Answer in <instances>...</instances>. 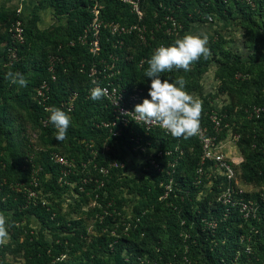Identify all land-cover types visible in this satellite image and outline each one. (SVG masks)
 I'll list each match as a JSON object with an SVG mask.
<instances>
[{"label": "trees", "instance_id": "1", "mask_svg": "<svg viewBox=\"0 0 264 264\" xmlns=\"http://www.w3.org/2000/svg\"><path fill=\"white\" fill-rule=\"evenodd\" d=\"M252 1L254 7L247 6L239 0H231L230 4L229 2L226 4L224 0H148L146 4L143 3V6L145 4L143 9L151 15L160 10L158 5L161 2L164 5V12L174 11L175 19L183 26L182 35L184 36L194 25L204 23L203 16H207L212 11H216L224 18L234 13H240L248 19L253 13L264 16V0ZM89 4L88 0H39L33 16L28 20L23 15H18L16 10L0 7V27L6 28L5 32L0 28V119L2 117L6 119L13 110L23 109L31 103L38 122L42 108L37 105L33 96H35L36 88L44 80L51 79L48 72L49 56L57 54L59 46L62 45L60 54L65 61L64 64L57 66V81L51 82L52 102L62 101L74 91L80 95L74 112L69 114L72 120L67 130V137L71 144L77 138L83 140L85 145H93L92 148L85 149L99 151L97 158L100 165H107L109 161L117 160L125 163L127 168L128 161L123 152L132 150L136 145V142L131 140L132 129H127L121 137L110 138L107 130L94 126L95 122L110 118L111 113L109 109H106L103 99L94 101L85 91L88 87V77L80 72V67L83 62L89 64L92 61L87 48L80 45L74 47L68 45L69 41L82 34L91 22L92 17L88 12ZM42 8L51 9L54 19L56 18L60 23L54 24L52 28H40L42 16L38 11ZM126 8L128 7L123 6L122 3L107 0L103 10L104 19L121 21L118 14ZM162 13H158L159 17ZM19 18L26 20V42L19 47V61L8 66L5 63L10 43L8 28ZM128 18L132 20L133 16ZM148 22L150 26L153 25L151 20ZM156 38L157 42L162 41L161 32L157 33ZM175 40L168 38V43L171 45ZM157 42L153 44H158ZM224 44L226 41L221 36L218 42L211 41L208 44L211 53L209 57L207 59L201 57L190 66L191 70L188 72L173 69L171 72L161 74L163 78L170 81L184 76L188 82L186 90L194 96H202L199 97L203 101L201 127L207 126L209 134L214 132L206 114L215 108L208 99L211 98V92L206 93L208 96L206 98L200 80L202 75L214 66L221 72V78L227 88L228 80L238 82L234 79L236 72L247 74L246 79L239 81L250 87L254 94L255 100L249 108L250 111L255 106L264 107L263 100L260 98L262 94L264 96V55L256 57L253 53L252 56H244L231 47L225 48ZM137 53L139 56L132 64L120 66L122 74L117 80H122L121 83L129 88L132 85H138L149 93L151 80L146 77L145 72L149 67L148 60L153 53L150 48H140ZM143 57H147V61L140 67L138 62ZM28 67L33 70V74L27 80L26 87L14 84V87L19 85V89L10 91L15 94L14 103H12L7 92L8 89L13 90V87L9 84L7 74L19 72L26 77ZM253 74L257 77L250 84L248 80ZM231 111L232 109L228 106L223 111L219 110L222 116L225 115L223 124L228 122ZM263 117L264 111L259 118H251L256 122H263ZM43 129L49 136L57 132L52 123ZM135 131L138 133L139 129ZM2 134L0 131V135ZM224 136L225 134H220L219 141H222ZM145 139L153 142V145L155 141H159L161 148H173L175 145L186 148L185 158L177 168L176 185H174L175 193L179 194L180 189L183 191L180 192L182 195H185L186 191L190 193L185 202L181 203L174 194L166 200H160L164 195L160 184L167 183L168 177L166 173L157 172L149 164L140 166V171L147 174L149 179L142 178L140 182H137L128 177L120 178V175L126 172V168L115 169L112 171L111 178L105 181V187L97 189V184L93 181H85V183L79 181L80 177H83L79 174H72L66 179L68 182L62 185L59 182L61 167L54 165L49 156L46 157L43 172L38 178L39 186L36 189L41 191V194L38 198L31 199L28 197V191L29 188L35 189L30 184L34 168L27 169L24 160L12 159L5 154L6 147L0 141V212L8 218L11 240L0 245V264H8L5 260L8 253L21 256L24 264H139L140 258L148 256L150 260H153L159 253L164 255L161 262H167L171 255L169 251L177 249L180 255L183 251L175 240H207L203 245L191 246L194 253L200 254L201 251H203L201 255L204 253V257L198 260L197 264H264V228H262L264 227V202H261L259 208L261 217L258 216V219L250 223L242 219L237 208L230 205H218L215 200L216 195L213 193L203 197V201L198 203L195 212L194 202L202 189V186L194 184L202 154L198 139L196 137L175 138L160 130L151 132L145 136ZM91 141H94L95 145L91 144ZM123 145L128 149L125 150ZM263 145L264 136L256 131L244 134L240 140L239 146L246 159L241 167L239 166L238 173L240 172V177L247 184H259L264 181ZM106 147L110 148L107 155L102 151ZM189 149H193V152ZM166 164L167 158L163 166ZM93 169V167L90 168L91 172L97 175ZM50 173L52 177L46 180V175ZM76 181H78L77 191L83 187V191L78 192L79 195L83 196L86 192L94 190L93 195H98V200L105 209V215L103 208L99 210V213L104 215V221L96 224L99 236L93 240H88L89 233L82 220L67 219L59 209H56L57 205L48 204L42 200L45 194L61 197L63 188ZM222 181L223 178L219 177V185ZM232 184L234 185V182ZM214 188L216 190L215 185ZM118 189L119 192L115 193ZM124 189L128 191V194L141 199L140 204L132 210L133 219L126 222L120 221L124 213L122 207L126 202L121 197ZM105 191L107 194L104 193ZM219 193H221L220 189ZM249 196L245 194L246 198ZM210 218L219 220V226L214 232L205 229L202 223L203 219ZM33 220L40 225L38 229L32 226ZM182 221L185 223L182 224ZM251 225L256 227L257 235L252 242L254 253L249 255L245 247L239 245L238 240L240 235L245 233L246 227L249 228ZM105 229L106 231L103 232ZM114 231L117 232V237L111 236V233H115ZM160 238H163L165 242L169 240L168 245L173 246L168 251L164 250ZM212 240L214 242H211ZM238 252H240L239 255ZM176 262L180 264L179 261Z\"/></svg>", "mask_w": 264, "mask_h": 264}, {"label": "built area", "instance_id": "2", "mask_svg": "<svg viewBox=\"0 0 264 264\" xmlns=\"http://www.w3.org/2000/svg\"><path fill=\"white\" fill-rule=\"evenodd\" d=\"M89 7L88 12L90 13L91 22L84 29L83 33L80 34L76 39L69 41V46L74 47L80 45L86 47L90 58L92 61L89 64L83 62L80 67V72L87 75L88 77V87L85 91L91 95V90L97 85L101 88L108 90V95L102 98L106 103V109H109L111 117L108 119H102L101 121L95 122L94 126L99 129H104L108 131L110 138H118L122 136L127 129H132L130 131L131 140L136 142L133 147L134 150L141 151V161L142 165L149 164L151 167L157 170L159 173H166L168 177V182H162L160 186L164 190V195L160 200H166L174 194L175 198H179L181 203L188 199L189 192H185V195L180 194L183 192L179 190V194L175 193L174 185H176L175 175L177 168L179 167L181 161L185 158L186 148L179 145H175L173 148H161L157 141L155 145L153 142H149L145 139V136L149 135L155 130H160L167 135L172 136L166 130L161 129L158 125H148L143 122L134 120V108L137 104L143 102V99L148 98L149 95L147 91L138 86L132 85L128 87L126 84H122V80H117V78L122 74L121 65H128L127 62L121 61V56L116 54V51H123L126 47L127 40L130 41L132 37H135L138 41L139 49L150 48V51H154L161 45L170 46V44L160 43L153 44L157 41V33L161 32L157 28V23L162 25L159 27H164L163 36L169 39H178V30H183L182 24L175 19L174 11L169 10L164 12V5L159 4L163 12L162 16L156 14V19H154L151 29L141 28L140 24H136L143 20L144 9L143 3L148 0H114L118 3H122L123 6L130 8V11L138 19L132 25L122 24L120 21L111 20L106 21L104 19L103 10L107 0H88ZM17 14H21V10H16ZM122 13V12H121ZM119 17L120 14H118ZM121 19V18H120ZM10 43L7 48V61L6 65L11 66L19 61V47L24 45L26 42V20L21 18L12 22L8 28ZM143 46V47H141ZM63 46L60 45L57 54L50 55L48 60V72L51 75L50 80H44L37 88L34 96V100L38 106H40L41 113L39 116V122L43 128L50 126L51 122L49 120L50 112L46 109L52 107L62 108L68 114H72L75 110L77 101L80 97L77 91L72 92L66 99L62 101H57L53 103V97L51 92V82L57 81V66L59 64H64V58L60 54V50ZM132 48H129L131 51ZM107 54L106 56H104ZM147 61V57H143L139 62V66L142 67ZM247 77L238 73L236 74L237 80H243ZM119 79V78H118ZM93 81L96 83L94 84ZM264 111V107L255 106L252 111H250L251 117L259 118L261 113ZM127 113V114H124ZM209 117L210 124L213 129V134H209V128L207 126L201 127V132L198 136H195L201 146V161L197 168V178L194 182L196 186H202L200 193L203 197L208 196L210 193L216 195L215 200L219 205V200L223 201L225 205H230L231 207L237 208L244 220L257 219L258 211L260 206L256 202L245 198L244 191L236 187L237 183V173L234 164L227 159L223 153L222 141H219V135L226 128V124H223V117L225 115L219 114V110H213L207 114ZM139 129L136 133V129ZM239 137L236 136V140ZM145 141V142H144ZM159 142V141H158ZM125 150L128 149L123 145ZM108 148V147H107ZM191 150V149H189ZM167 158V164L163 166L164 160ZM50 160L61 167V175L59 182H64V178L69 175L75 174L77 172L76 168H72L69 162L61 157L58 153H51ZM66 166V167H65ZM65 167V168H63ZM123 167L122 163L117 161H112L107 165L94 166V170L99 174V179H96L97 186L99 188L105 187V181L111 178L112 171ZM65 169V171H64ZM219 177L223 178L222 184L219 185ZM92 177H86L85 181H93ZM234 182V185L232 184ZM66 183V182H64ZM216 187V190L214 188ZM32 186L35 189L29 188L28 197L31 199H36L41 194L38 186L39 183H34ZM219 189L221 190L222 197L219 198ZM264 200V199H263ZM257 205V206H256ZM185 222L182 221V224ZM203 226L205 229L214 232L219 226V220L215 218L203 219ZM177 245L183 248L180 255L177 249L170 251L171 255L167 262H161L164 259V255L159 253L158 257L150 260L148 256L140 258L139 264H197L204 256L201 251L200 254L194 253L191 246L203 245L207 240H175ZM211 242H214L212 240ZM245 247V251L250 254L252 252V242L253 240H241V243ZM175 243V244H176ZM217 244V243H215ZM174 248V247H173ZM239 255V252H238Z\"/></svg>", "mask_w": 264, "mask_h": 264}, {"label": "rangeland", "instance_id": "3", "mask_svg": "<svg viewBox=\"0 0 264 264\" xmlns=\"http://www.w3.org/2000/svg\"><path fill=\"white\" fill-rule=\"evenodd\" d=\"M224 1L226 2V4L228 2L229 4L231 3V0H224ZM239 1L244 2L247 6L254 7L252 0H239ZM145 4L143 7H145ZM159 4H161V2ZM159 8L160 10H158V12L156 11L151 15L147 14L145 9L143 20L141 21L138 20L136 24H140L141 26H144L141 27L142 29L143 28L151 29V27H149L148 21L151 20L152 22L154 19L157 18L156 14L160 13L162 10L160 6ZM120 16H121L119 17L121 18L120 22L126 25H132L138 19L135 15L131 13L130 8H126L125 10H123V12L120 13ZM129 16H133V19L129 20L128 18ZM203 18L205 22L194 25L193 28L189 30V32L207 33L209 35L208 44L211 41L218 42L219 36H221L226 41V44H224L225 48L231 47L237 53H240L244 56H252L253 53L255 54L254 56L256 57L264 55V16L258 15V13H253L250 15V19H248L244 15H240V13H234V15L224 18L221 17L219 13H217L216 11H212L207 16H203ZM58 22L59 21L56 18L54 19L53 11L51 9L43 10V17L40 22V28L42 29L52 28L53 26H55L54 24H58ZM162 22L159 24L157 23V28L161 30V34L163 36L164 27L162 28L159 27L162 25ZM0 28L4 32L6 31L5 27H0ZM182 32L183 31L178 30V35H177L178 38H181L183 36ZM157 43L169 44L168 38L163 36L162 41ZM138 44L139 43L137 39H135V37H132L130 41L127 40L125 49L123 51L117 50L116 54L119 57L121 56V61L123 60L122 62H127L128 64H132L139 56L137 53V51L139 50ZM130 47L132 48L131 51H129ZM27 63H29L28 65H30L29 61ZM28 68L29 69L25 77L26 80H28L30 76L33 74V70H31L30 67ZM238 73L244 76L247 75L240 71L236 72L234 79L238 82L235 83L233 80L232 81L228 80L229 87L227 88L226 85L224 84V81L221 78L222 75L221 72L218 71V68L216 66H214L202 75L200 84L202 86L203 89L202 91L204 92L205 96L206 93L211 92V98L208 99L211 102V105L215 108L214 110L223 111L224 108H226L227 106L232 109L228 118V122L226 123L227 126L226 128H224L223 132L221 133L222 135L225 134L222 140L221 149L225 154V156L227 157V159L231 161L235 166V170L237 173L236 187L244 191V196L245 194L250 195L249 198L247 199L251 200L252 202L254 201L259 206H261V202H264L263 200L264 181H262L259 184H247L240 177L239 175L240 172L238 173V168L241 167V165L245 162L246 159V157L243 156L239 146L242 136L244 134H248L251 131L252 132L256 131L264 136V121L256 122L254 121L253 118H251L249 108L250 106L253 105L255 97L250 87L245 86V84H243L242 82L236 79V74ZM256 77H257L256 74H253L252 78L250 77V79L248 80L250 84L251 82L254 81ZM9 84H12L11 86L13 87V90L8 89L7 95L8 97L10 96L9 98L10 102L14 103L15 94H12L10 91H16L17 89H19V85L17 87H14V84L11 83V81L9 82ZM262 96L263 94L260 96V98H262L264 104V96L263 97ZM207 97L208 96H206V98ZM36 120L37 119L34 114V110L32 108L31 103L27 104L23 109L17 108L16 111L13 110L12 113L6 116V119H3V117L0 119V131L3 133L2 135H0V141L1 144L4 147H6L7 152H5V154L12 157V159L24 160L26 162L27 169L31 167L34 168L32 173V180L30 184L34 185V183L37 182L39 183L38 178L41 176V173L43 172L44 169L43 163L45 162V160H47L46 157L48 156L50 157L51 153H58L59 155H61V157L65 158L69 162V164H71L70 166H72V168L75 167L77 172H75L74 175L79 174L80 176H83L80 177L81 179H79V181H83V183H85V178H86L85 176L88 175L92 178H95L92 180L93 182L96 183V179L99 178L98 177L99 174L97 173V175H94L91 172L92 170H90V168L92 167L94 168L95 165L102 166L100 165L101 163H99L97 158L99 151H97V149L87 150L92 148L93 145H85V142L83 140H79L77 138L73 140L74 143L72 142V144L69 140V137H66V139L62 142L57 141L56 132L53 133L51 136L45 134L44 129L41 126L39 120L38 122ZM236 136L239 137L238 140H236ZM90 143L91 144L93 143L95 145L94 141H91ZM157 144H159L158 141ZM109 149H110L109 147L108 148L106 147V149L104 148L102 150L103 154L107 155ZM189 151L193 152V149ZM262 152H264V145L262 147ZM123 153L126 156V160L128 161V166L126 168L125 163H122L123 167L117 169L119 170L126 168V172L121 174L120 178L128 177L130 179L136 180L137 182H140L142 178L149 179V176L147 174L140 171V166H143L140 163L141 151L136 149L134 150V148H132V150ZM112 161H117V160H112ZM112 161H109L108 164ZM262 162L264 163V158ZM93 171L95 170L93 169ZM71 175H69L68 177H70ZM51 177L52 174L50 173L46 175L45 178L46 180H48ZM68 177L64 178V182L66 183L68 182L66 181ZM64 182H61V184L63 185ZM77 186H78V181L69 183L67 187L63 188V194L61 197L59 196L53 197L50 194H45L42 196V200L48 204L54 203L57 206L60 205V207L56 206V209H59L67 219H74L77 221L82 220L85 226L87 227L89 233L88 240H93L96 236H99L98 235L99 232L96 231V224L97 223L100 224L104 221V215L106 214L105 209L103 208L102 203L98 200L99 199L98 195L97 194L93 195L94 190L88 191L86 192V195L82 196L79 195L78 192H82L83 187H80L79 189L80 191H77L78 188ZM97 189H99L98 186ZM118 192L119 189L115 190V193ZM104 193L107 194L106 191ZM121 197H123L126 202H124L122 207V211L124 213H122V219H120V221L122 222L124 221L126 222L127 220L131 221L134 216L132 214V210L137 204H140L141 199L139 197H134L133 195L128 194V191L125 189L122 191ZM220 197H222L221 193H219V198ZM202 201H203V196L197 195L194 202V205H196L194 207L195 212L197 211L198 203ZM219 204L225 205L221 200H219ZM101 208L104 209V215H101V213H99V210H101ZM257 213L258 216L261 217L260 212L258 211ZM242 219L244 220V218ZM253 220L255 219H249L244 221L250 223ZM117 224L118 222L115 223V226ZM32 226L35 229H38L40 227V225L34 220L32 221ZM126 226L129 225L126 224ZM105 231L106 229L103 232ZM244 232L245 233L241 234L238 240L240 246H244L243 242L241 243V240H254L255 236L257 235V229L254 225H251V227L249 228L246 227ZM111 236L117 237L118 234L117 232L111 233ZM258 238L257 240H259ZM160 239L162 241L161 243H163L164 250L168 251L170 247L173 246V245L171 246L168 245L169 240L168 242H165L163 238ZM10 241L11 240L8 237L5 243H8ZM253 253L254 250L252 245V252L250 254ZM5 260L8 264H24V260L22 259L21 256L14 255L11 253L6 254Z\"/></svg>", "mask_w": 264, "mask_h": 264}, {"label": "clouds", "instance_id": "4", "mask_svg": "<svg viewBox=\"0 0 264 264\" xmlns=\"http://www.w3.org/2000/svg\"><path fill=\"white\" fill-rule=\"evenodd\" d=\"M209 35L207 33L185 34L176 39L170 46L161 44L148 60L149 67L145 75L150 78L151 85L148 95L143 102L134 108V120L148 125H158L175 138L188 139L198 136L201 132V118L203 101L198 96L186 90L187 80L179 76L175 80L162 77V73L173 69L191 70V65L200 60L207 59L210 49L208 47ZM7 78L13 84L21 87L27 86V80L19 72H9ZM95 84L96 82L93 81ZM108 95V90L96 86L91 90V99L98 101ZM50 112L49 120L55 126L56 140L64 141L67 130L71 125V116L62 108L52 107L46 109ZM127 114V113H124ZM8 218L0 212V245L9 237Z\"/></svg>", "mask_w": 264, "mask_h": 264}, {"label": "crops", "instance_id": "5", "mask_svg": "<svg viewBox=\"0 0 264 264\" xmlns=\"http://www.w3.org/2000/svg\"><path fill=\"white\" fill-rule=\"evenodd\" d=\"M39 0H0V7L9 8L12 10H21V15L24 16L25 19L31 18L34 14V10L38 5ZM45 3V1H44ZM46 4V3H45ZM43 9H39L38 13L43 17Z\"/></svg>", "mask_w": 264, "mask_h": 264}]
</instances>
